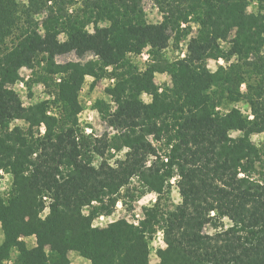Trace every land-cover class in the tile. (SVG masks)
Here are the masks:
<instances>
[{
	"label": "trees",
	"instance_id": "16d2710c",
	"mask_svg": "<svg viewBox=\"0 0 264 264\" xmlns=\"http://www.w3.org/2000/svg\"><path fill=\"white\" fill-rule=\"evenodd\" d=\"M152 1L156 23L144 0H0V171L12 176L0 264L14 250L12 264H72L70 251L91 264H264V147L252 139L264 132V0ZM193 23L184 56L167 55ZM146 48L141 69L130 56ZM71 52L94 57L58 60ZM24 67L30 94L45 93L28 105L13 87ZM88 76L114 80L96 102L111 128L100 135L79 118ZM149 192L139 223L95 225ZM158 228L166 245L151 263Z\"/></svg>",
	"mask_w": 264,
	"mask_h": 264
},
{
	"label": "rangeland",
	"instance_id": "374dc122",
	"mask_svg": "<svg viewBox=\"0 0 264 264\" xmlns=\"http://www.w3.org/2000/svg\"><path fill=\"white\" fill-rule=\"evenodd\" d=\"M144 8L146 11V18L148 21L156 23L162 20V13L160 12L159 8L152 0H144ZM256 9H257V5L254 3L249 7L250 11H255ZM197 27L198 26L195 23H193L192 29H189L187 37H183L179 42H177V39H175L176 34L173 33L174 38L172 39L166 51L167 55H169L172 58L178 55L184 56L187 49L188 41L191 38V36L197 33ZM88 29L90 31H93L91 25L88 26ZM65 37H66L65 34L60 35L61 39H65ZM93 57H94L93 54L90 53L86 54L83 57H79L76 53L71 52L58 56V60L83 61V60L91 59ZM130 57L141 69H143L145 68L146 64L150 59L149 48H146L141 54H132ZM221 61H223V63H221ZM224 63H225L224 59H218V60L211 59L208 61V65L212 70L216 69L219 64H224ZM20 72L24 80L18 81L13 85V87L20 94L24 104L28 105L30 103H35L42 100L45 97L44 88L42 85L35 84L32 88V94H30L29 89L25 85V81L29 78L31 70L24 67L20 70ZM93 80H94L93 77L88 76L85 81V84L81 89L80 101L83 105V110L80 113L79 118L82 127L87 132L93 131L100 135L106 131H110L111 128L108 127L107 123L101 117L98 109L96 108V102L99 99L110 102V98L106 93V88L110 86L114 80L105 77L97 81L94 85H92ZM155 81L158 85H162L165 82H170V76L166 73H157L155 77ZM243 89H245V87H243ZM144 99L146 101H149L150 97L148 95H144ZM233 106L240 108L245 115H250V108L246 102L239 101L237 103L232 104L230 107ZM232 134L234 136H237L240 133L238 131H234L232 132ZM253 137H255V139H253ZM252 139L259 147H264V132L254 134L252 136ZM11 184H12V176L9 173L0 171V193L3 196L7 197L9 195ZM170 199H171L170 202L171 204L173 203L178 204L181 202V195L179 193L177 186L175 185L172 188ZM155 200H156V194L154 192L146 193L141 198L133 202L130 199L128 200L120 199L116 205L114 212L110 216L102 215L99 218H97V220L94 223L95 225L106 226L108 223L112 222L113 220L124 217L132 222L139 223L140 219L144 218V213H143L144 209L146 207L152 206ZM141 201H143V203H141ZM225 222L228 224L230 223L228 219L227 221L225 220ZM3 239H4V235L0 223V243L3 241ZM26 241L30 247L36 244L35 236L27 237ZM165 245L166 244L163 240L162 230L158 228V231L154 234L151 240V254H150L151 263H156L159 261V257L157 256L156 251L159 247H165ZM17 254H18L17 250H14L12 252V257H11L12 262L16 259Z\"/></svg>",
	"mask_w": 264,
	"mask_h": 264
},
{
	"label": "crops",
	"instance_id": "0c3cea01",
	"mask_svg": "<svg viewBox=\"0 0 264 264\" xmlns=\"http://www.w3.org/2000/svg\"><path fill=\"white\" fill-rule=\"evenodd\" d=\"M1 223V222H0ZM27 238V237H26ZM25 238V240H26ZM69 257L72 261V264H91L90 260L87 258H84L81 256L79 253H75V251H70L69 252ZM11 261V264L13 263L12 260H6L4 261L3 264H10L9 262Z\"/></svg>",
	"mask_w": 264,
	"mask_h": 264
},
{
	"label": "clouds",
	"instance_id": "9594fccd",
	"mask_svg": "<svg viewBox=\"0 0 264 264\" xmlns=\"http://www.w3.org/2000/svg\"><path fill=\"white\" fill-rule=\"evenodd\" d=\"M51 2V0H50ZM71 11V10H70ZM221 63H223V61H221ZM253 117H249V119H252ZM41 131H44V129L42 128ZM253 139H255V137H253ZM141 203H143V201H141ZM211 215H215V212L211 213ZM227 221V217L224 218ZM217 231H219V229H217Z\"/></svg>",
	"mask_w": 264,
	"mask_h": 264
},
{
	"label": "built area",
	"instance_id": "2783aa9c",
	"mask_svg": "<svg viewBox=\"0 0 264 264\" xmlns=\"http://www.w3.org/2000/svg\"><path fill=\"white\" fill-rule=\"evenodd\" d=\"M47 212H48V207H46V209L44 210L43 215L45 216ZM9 263L11 264V261Z\"/></svg>",
	"mask_w": 264,
	"mask_h": 264
},
{
	"label": "snow or ice",
	"instance_id": "6c2138e0",
	"mask_svg": "<svg viewBox=\"0 0 264 264\" xmlns=\"http://www.w3.org/2000/svg\"><path fill=\"white\" fill-rule=\"evenodd\" d=\"M214 216V215H213Z\"/></svg>",
	"mask_w": 264,
	"mask_h": 264
}]
</instances>
